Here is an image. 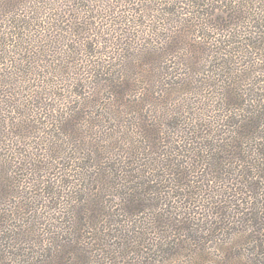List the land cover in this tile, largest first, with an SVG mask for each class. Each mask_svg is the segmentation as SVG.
Here are the masks:
<instances>
[{
	"label": "trees",
	"instance_id": "16d2710c",
	"mask_svg": "<svg viewBox=\"0 0 264 264\" xmlns=\"http://www.w3.org/2000/svg\"><path fill=\"white\" fill-rule=\"evenodd\" d=\"M0 264H264V0H0Z\"/></svg>",
	"mask_w": 264,
	"mask_h": 264
},
{
	"label": "rangeland",
	"instance_id": "374dc122",
	"mask_svg": "<svg viewBox=\"0 0 264 264\" xmlns=\"http://www.w3.org/2000/svg\"><path fill=\"white\" fill-rule=\"evenodd\" d=\"M91 3V2H90ZM78 6H79V8L80 7H82L83 5H82V3H79L78 4ZM95 6V5H94ZM95 8H97V6H95ZM107 8V6H105V7H102V8H99V13H100V15H99V17L100 18H98V21H99V24L97 25V27H103V22L102 21H104L105 19H102V16H103V14L105 13V9ZM76 14H79L78 13V11H76ZM103 18H105V17H103ZM91 21H95V20H93V19H91ZM40 32V35L41 36H43V37H45V35L46 34H48V32H47V30H41V31H39ZM68 34L66 35V37H64L65 39L64 40H62V42L60 43L59 41H58V43H57V47L58 48H60V50L63 52H65V50H67V49H69V48H71V44H75L76 42H78L79 44H80V42H83V40H81L79 37H77V36H74V32H71V31H68L67 32ZM91 34H93L92 32H90ZM81 38L83 37V36H80ZM72 39H74V40H72ZM59 40V39H58ZM95 40H96V37H93L92 39H89V40H84L85 42H91V41H94L95 42ZM67 45L69 46L68 48H67ZM81 56H84V55H81ZM81 56H77V59L79 58V57H81Z\"/></svg>",
	"mask_w": 264,
	"mask_h": 264
}]
</instances>
